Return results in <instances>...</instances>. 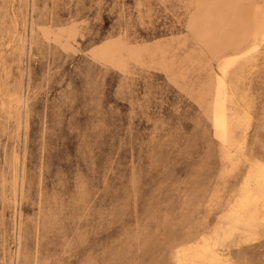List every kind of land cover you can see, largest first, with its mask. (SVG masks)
Here are the masks:
<instances>
[{"label": "rangeland", "instance_id": "1", "mask_svg": "<svg viewBox=\"0 0 264 264\" xmlns=\"http://www.w3.org/2000/svg\"><path fill=\"white\" fill-rule=\"evenodd\" d=\"M263 22L264 0H0V264H177L202 238L264 264V197L237 211Z\"/></svg>", "mask_w": 264, "mask_h": 264}, {"label": "bare ground", "instance_id": "2", "mask_svg": "<svg viewBox=\"0 0 264 264\" xmlns=\"http://www.w3.org/2000/svg\"><path fill=\"white\" fill-rule=\"evenodd\" d=\"M261 37L264 38V22ZM245 116L247 115L245 114ZM263 197L264 163H261L256 167L254 173L247 176L242 196L237 205V211L244 212L251 206L259 205V202L263 201ZM256 212L257 210L253 213V216H256ZM212 246L209 238H202L195 247L181 253V258L177 264H232L227 257H223L220 253L214 251Z\"/></svg>", "mask_w": 264, "mask_h": 264}, {"label": "crops", "instance_id": "3", "mask_svg": "<svg viewBox=\"0 0 264 264\" xmlns=\"http://www.w3.org/2000/svg\"><path fill=\"white\" fill-rule=\"evenodd\" d=\"M115 37H117V36H114V38H112V39H115ZM119 39L121 40V41H123V39L119 36ZM124 43H126V44H132L133 45V43H129V42H125V41H123ZM95 45V44H94ZM94 45H92L91 46V48L89 49V51L90 50H92L93 49V46ZM89 57L93 60V61H96V60H94L92 57H91V55H90V53H89ZM127 59H129L128 61H127ZM135 62V63H138L137 61H135L134 59H132V58H130V57H127L126 58V67L124 68V70L123 71H126V68L128 67V65H129V63L130 62ZM96 62H99V61H96ZM99 63H101V62H99ZM101 64H103V63H101ZM104 65H107V66H110V67H113V68H115V69H118V68H116V67H114V66H112L111 64H106V63H104ZM119 71H122V70H120V69H118Z\"/></svg>", "mask_w": 264, "mask_h": 264}]
</instances>
